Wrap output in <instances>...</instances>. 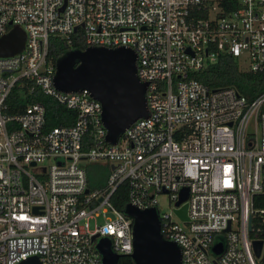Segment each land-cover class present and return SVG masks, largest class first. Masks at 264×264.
I'll return each instance as SVG.
<instances>
[{"label":"built area","instance_id":"built-area-1","mask_svg":"<svg viewBox=\"0 0 264 264\" xmlns=\"http://www.w3.org/2000/svg\"><path fill=\"white\" fill-rule=\"evenodd\" d=\"M13 26L25 41L0 56V264L31 256L41 264H102L96 245L104 237L118 259L130 256L133 219L111 202L123 183L127 204L155 207L180 264H264L250 237L260 230L254 218L264 225V208L253 207L254 195H264V90L249 98L189 75L219 53L244 56L241 70L264 73V0H0V37ZM77 31L85 48L134 50L136 75L146 82L147 116L115 144L87 89L63 92L53 83L49 37L70 44ZM14 88L22 97H52L75 111L74 121L47 126L40 101L8 112ZM91 161L109 167L100 187H88L81 164ZM159 194L169 213H161ZM184 203L188 221L174 211ZM217 242L222 250L214 254Z\"/></svg>","mask_w":264,"mask_h":264},{"label":"water","instance_id":"water-1","mask_svg":"<svg viewBox=\"0 0 264 264\" xmlns=\"http://www.w3.org/2000/svg\"><path fill=\"white\" fill-rule=\"evenodd\" d=\"M24 41V31L13 26L0 37V56L21 51ZM53 83L63 92L87 89L101 103L105 138L111 144H115L117 138L137 118L147 116L146 82L140 81L136 75V53L131 48L94 46L69 50L55 62ZM186 197L187 189L183 188L175 205L178 206ZM174 211L180 219L188 221L186 203ZM124 212L133 219V249L130 257L134 264H180V249L175 242L162 237L155 207L138 209L127 204ZM251 244L255 257L260 258L264 252V241L254 239ZM96 247L101 254L102 264H116L118 255L111 251L107 238H101ZM221 250V242L211 248L214 254ZM19 264L41 263L37 256H31Z\"/></svg>","mask_w":264,"mask_h":264},{"label":"trees","instance_id":"trees-1","mask_svg":"<svg viewBox=\"0 0 264 264\" xmlns=\"http://www.w3.org/2000/svg\"><path fill=\"white\" fill-rule=\"evenodd\" d=\"M72 42L67 44L58 36H50L48 42L47 59L54 64L58 58L72 49L83 50L85 45L81 40L78 31L72 35ZM190 77L199 80L209 88H219L224 86H234L249 98H253L264 90V73H254L247 70H241L237 61L227 53H219L217 60L210 64L206 69L191 72ZM40 101L46 108V125L57 126L69 124L74 121L75 111L70 110L57 103L52 97L37 91L33 95L22 97L18 89L14 88L8 99V112L17 113L23 109L27 103ZM88 181V180H87ZM90 188V187H89ZM111 202L119 210H123L127 204V193L125 183L120 184L111 197ZM253 207L255 209L264 208V195L255 194L253 197ZM255 226H260V230L255 234L250 233L251 238L264 241V225L259 223V218L253 219ZM264 262V253L260 259ZM117 264H133L130 256H121Z\"/></svg>","mask_w":264,"mask_h":264},{"label":"rangeland","instance_id":"rangeland-1","mask_svg":"<svg viewBox=\"0 0 264 264\" xmlns=\"http://www.w3.org/2000/svg\"><path fill=\"white\" fill-rule=\"evenodd\" d=\"M236 61L240 69L248 68V58L240 56L236 59ZM81 165L84 167L86 172L88 187L96 188L105 183V179L109 171L107 164L100 161H91L83 162ZM157 200L161 213H169L171 206L168 204L167 196L159 194L157 195Z\"/></svg>","mask_w":264,"mask_h":264}]
</instances>
